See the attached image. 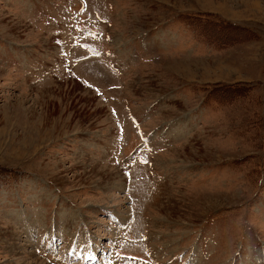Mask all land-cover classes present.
Here are the masks:
<instances>
[{
  "label": "rangeland",
  "instance_id": "374dc122",
  "mask_svg": "<svg viewBox=\"0 0 264 264\" xmlns=\"http://www.w3.org/2000/svg\"><path fill=\"white\" fill-rule=\"evenodd\" d=\"M134 260L264 264V0H0V264Z\"/></svg>",
  "mask_w": 264,
  "mask_h": 264
},
{
  "label": "trees",
  "instance_id": "16d2710c",
  "mask_svg": "<svg viewBox=\"0 0 264 264\" xmlns=\"http://www.w3.org/2000/svg\"><path fill=\"white\" fill-rule=\"evenodd\" d=\"M189 20V19H188ZM190 21V20H189ZM190 24L193 25L194 29L196 30V32L198 33V35H200L202 38H204L206 41L210 42V44H215L216 45V41L213 40V38L208 37V35L205 33V31L198 26L196 23H193L190 21ZM210 94L217 100V101H223L222 98L220 97V95H214L210 92Z\"/></svg>",
  "mask_w": 264,
  "mask_h": 264
}]
</instances>
